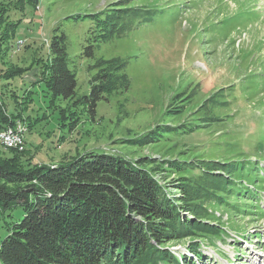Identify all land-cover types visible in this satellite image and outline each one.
Instances as JSON below:
<instances>
[{
	"label": "rangeland",
	"instance_id": "obj_1",
	"mask_svg": "<svg viewBox=\"0 0 264 264\" xmlns=\"http://www.w3.org/2000/svg\"><path fill=\"white\" fill-rule=\"evenodd\" d=\"M0 5L7 10L4 24L18 25L0 58V72L15 76L1 82L0 100L8 113L31 118L24 134L27 153L20 155L25 163H68L93 152L129 161L178 159L186 161L183 167L240 160L258 163L264 175V0H0ZM61 33L76 73V95L51 103L41 75L49 40ZM17 40L23 41L19 47ZM90 45L93 55L86 57ZM96 73L107 79L104 99L90 113L76 99L89 93ZM157 128L164 130L157 141L136 143ZM255 177L261 210L245 205L249 211L231 215L220 209L223 226L230 227L224 241L203 247L204 259L184 264L264 263V176ZM164 178L169 188L177 182L176 173ZM11 212L8 223L22 215L20 206ZM172 250L186 252L181 245Z\"/></svg>",
	"mask_w": 264,
	"mask_h": 264
},
{
	"label": "trees",
	"instance_id": "obj_2",
	"mask_svg": "<svg viewBox=\"0 0 264 264\" xmlns=\"http://www.w3.org/2000/svg\"><path fill=\"white\" fill-rule=\"evenodd\" d=\"M2 8L0 58L8 52L17 25L13 21L4 24L8 16ZM65 42L61 33L53 34L48 44L41 82L51 103L76 95V73L69 67ZM84 55H93L92 45ZM106 77L96 73L89 93L76 99L88 105L90 113L104 99ZM12 78L7 71L0 72V95L4 92L1 82ZM32 93L26 91L27 101ZM10 94L15 97L14 90ZM20 115L21 111L8 113L0 100V130L16 120L25 122L29 130L30 116ZM163 131L157 128L136 143H153ZM21 153L27 152L0 146V220L6 228V234L0 235V264H180L192 259L174 252L172 247L177 245L202 260V248L223 242L230 229L217 215L220 209H229L231 215L249 211L245 205L261 210L257 200L261 187L254 184L256 174L264 176L258 163L215 159L183 167L186 161L178 159L129 161L89 152L68 163L46 165L25 163ZM166 173L177 174L172 188L164 178ZM18 206L21 217L6 222Z\"/></svg>",
	"mask_w": 264,
	"mask_h": 264
},
{
	"label": "built area",
	"instance_id": "obj_3",
	"mask_svg": "<svg viewBox=\"0 0 264 264\" xmlns=\"http://www.w3.org/2000/svg\"><path fill=\"white\" fill-rule=\"evenodd\" d=\"M22 43H23L22 40H18L17 47H19ZM22 123L23 121L16 120L14 126H10L9 129L0 130V140L25 143L24 142L25 133L22 130Z\"/></svg>",
	"mask_w": 264,
	"mask_h": 264
},
{
	"label": "bare ground",
	"instance_id": "obj_4",
	"mask_svg": "<svg viewBox=\"0 0 264 264\" xmlns=\"http://www.w3.org/2000/svg\"><path fill=\"white\" fill-rule=\"evenodd\" d=\"M14 124H15V122L13 124H11L10 126H14ZM10 126H7L5 129H9ZM22 130H23L24 133L27 130V127L24 124V122L22 123ZM0 145L2 147H5L6 146V148H13V149L15 148V149L22 150L23 149V146H24V143H18V142H10V141H2V140H0ZM263 262H264V260H263Z\"/></svg>",
	"mask_w": 264,
	"mask_h": 264
},
{
	"label": "water",
	"instance_id": "obj_5",
	"mask_svg": "<svg viewBox=\"0 0 264 264\" xmlns=\"http://www.w3.org/2000/svg\"><path fill=\"white\" fill-rule=\"evenodd\" d=\"M35 1H38V0H35Z\"/></svg>",
	"mask_w": 264,
	"mask_h": 264
}]
</instances>
